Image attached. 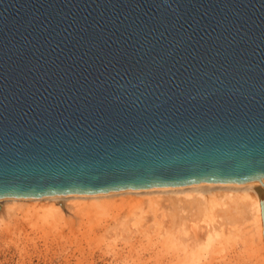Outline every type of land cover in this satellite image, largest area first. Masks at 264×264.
<instances>
[{
    "label": "water",
    "instance_id": "water-1",
    "mask_svg": "<svg viewBox=\"0 0 264 264\" xmlns=\"http://www.w3.org/2000/svg\"><path fill=\"white\" fill-rule=\"evenodd\" d=\"M264 177V0H0V196Z\"/></svg>",
    "mask_w": 264,
    "mask_h": 264
},
{
    "label": "rangeland",
    "instance_id": "rangeland-1",
    "mask_svg": "<svg viewBox=\"0 0 264 264\" xmlns=\"http://www.w3.org/2000/svg\"><path fill=\"white\" fill-rule=\"evenodd\" d=\"M256 200L260 215L255 220L248 214L242 217L234 211L229 213L223 234L208 249L205 264H256L258 260L257 264H264V194ZM117 209L94 213L63 207L62 219L47 222L26 212L4 209L0 212V264H169L173 261L166 263L171 256L174 258L177 249L168 246L151 229L133 231L129 226V231L121 235L108 231L114 217L130 215L124 207Z\"/></svg>",
    "mask_w": 264,
    "mask_h": 264
},
{
    "label": "bare ground",
    "instance_id": "bare-ground-1",
    "mask_svg": "<svg viewBox=\"0 0 264 264\" xmlns=\"http://www.w3.org/2000/svg\"><path fill=\"white\" fill-rule=\"evenodd\" d=\"M262 194L264 177L241 183H189L92 194L6 195L0 196V212L4 209L12 213L26 212L47 222L62 219L63 207L94 213L124 207L130 215L114 217L108 231L121 235L129 228L151 229L178 251L166 263L173 259V264H205L208 249L223 234L229 213L234 211L242 217L248 214L255 220L260 215L256 199Z\"/></svg>",
    "mask_w": 264,
    "mask_h": 264
}]
</instances>
